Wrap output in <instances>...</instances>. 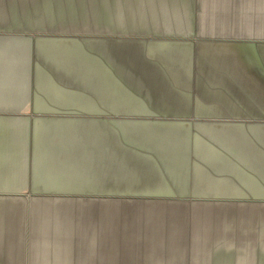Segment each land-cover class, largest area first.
I'll return each instance as SVG.
<instances>
[{
  "label": "crops",
  "instance_id": "0c3cea01",
  "mask_svg": "<svg viewBox=\"0 0 264 264\" xmlns=\"http://www.w3.org/2000/svg\"><path fill=\"white\" fill-rule=\"evenodd\" d=\"M26 1L0 0V264H264V0H104L86 34Z\"/></svg>",
  "mask_w": 264,
  "mask_h": 264
},
{
  "label": "rangeland",
  "instance_id": "374dc122",
  "mask_svg": "<svg viewBox=\"0 0 264 264\" xmlns=\"http://www.w3.org/2000/svg\"><path fill=\"white\" fill-rule=\"evenodd\" d=\"M22 5L25 7L23 11L27 18L24 20L27 21L28 31L52 33L73 29L76 33L86 34L87 29L102 26H99V20L106 22L110 17L107 15V12L110 13L107 11L108 3L104 0H27ZM186 119L195 121L196 118Z\"/></svg>",
  "mask_w": 264,
  "mask_h": 264
}]
</instances>
